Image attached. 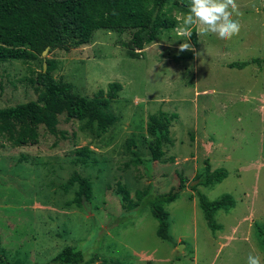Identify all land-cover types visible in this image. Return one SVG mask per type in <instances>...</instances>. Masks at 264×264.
Wrapping results in <instances>:
<instances>
[{
	"label": "rangeland",
	"instance_id": "374dc122",
	"mask_svg": "<svg viewBox=\"0 0 264 264\" xmlns=\"http://www.w3.org/2000/svg\"><path fill=\"white\" fill-rule=\"evenodd\" d=\"M235 2L238 35L198 37L194 25L195 43L189 39L192 49L182 53L178 17L190 0H165L160 13L174 26L140 49L125 46L131 30L107 29H95L86 43L65 37L47 49L52 78L69 82L74 93L100 98L108 83L120 84L106 107L114 119L96 133L60 112L52 132L36 125L34 144L0 137L2 264H55L64 246L81 252L76 264H247L249 254L264 264V62L227 66L264 59V0ZM40 63L38 54L0 61V108L35 100L29 79ZM159 111L168 119L163 153L147 161V117ZM205 168L225 176L197 184ZM177 187L178 196L162 205V239L151 203ZM198 194L233 201L213 213L214 230Z\"/></svg>",
	"mask_w": 264,
	"mask_h": 264
},
{
	"label": "trees",
	"instance_id": "16d2710c",
	"mask_svg": "<svg viewBox=\"0 0 264 264\" xmlns=\"http://www.w3.org/2000/svg\"><path fill=\"white\" fill-rule=\"evenodd\" d=\"M165 0H0V61L19 60L21 62L41 55L60 44L65 37L76 42L86 43L95 29L115 31L131 30L129 44L140 49L151 42L161 30H169L174 20L169 19L160 10ZM191 41L195 43L194 27ZM129 56H134L133 49ZM41 60V58H40ZM45 69L34 73L29 82L36 86L35 100L16 103L0 108V137L13 146L37 142L36 125L42 124L47 130H53L56 114L64 112L67 118L85 120L88 126L94 125L96 133L104 132L107 124L114 119L106 112L109 99L120 88L118 82L107 84L105 95L98 90L100 98H86L74 93L69 82L55 80L51 76L54 62L44 58ZM260 63L264 59L251 58L244 62H231L228 67L241 68L247 63ZM167 117L161 112L147 117L145 130L150 136V157L154 161L162 155L161 143L166 136ZM98 130V132H97ZM132 141L128 140V150L134 160L142 162L132 150ZM84 155V149L77 150ZM145 162V161H144ZM143 162V163H144ZM196 175L197 184L208 186L221 181L225 176L223 169L208 173L206 170ZM191 187V186H190ZM180 188V187H179ZM178 187L166 193L156 195L151 203L150 213L157 221L156 235L166 239V212L162 205L173 201L180 191ZM198 208L203 214L206 225L216 229L213 213L218 209L227 210L233 205L232 199L224 194L214 200H208L202 194L197 195ZM3 257L0 255V264ZM82 261V254L71 246H64L52 259L55 264H76Z\"/></svg>",
	"mask_w": 264,
	"mask_h": 264
},
{
	"label": "clouds",
	"instance_id": "9594fccd",
	"mask_svg": "<svg viewBox=\"0 0 264 264\" xmlns=\"http://www.w3.org/2000/svg\"><path fill=\"white\" fill-rule=\"evenodd\" d=\"M240 15L235 0H190L188 13L178 17L177 35L183 41L178 52L192 49L187 41L191 38L194 25L197 26L198 37L212 34L221 40L232 39L240 32V22L235 18ZM247 264H261L260 256L249 254Z\"/></svg>",
	"mask_w": 264,
	"mask_h": 264
},
{
	"label": "water",
	"instance_id": "95a60500",
	"mask_svg": "<svg viewBox=\"0 0 264 264\" xmlns=\"http://www.w3.org/2000/svg\"><path fill=\"white\" fill-rule=\"evenodd\" d=\"M47 49H48V47H45L42 51H41V56H42V70H44V68H45V61H44V57H43V55L46 53V51H47ZM191 183H196V181H192ZM180 251V249H179V247L177 248V252H179Z\"/></svg>",
	"mask_w": 264,
	"mask_h": 264
}]
</instances>
